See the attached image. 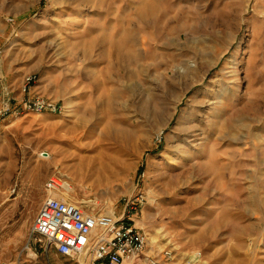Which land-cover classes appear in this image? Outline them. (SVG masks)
Returning a JSON list of instances; mask_svg holds the SVG:
<instances>
[{
  "label": "rangeland",
  "instance_id": "1",
  "mask_svg": "<svg viewBox=\"0 0 264 264\" xmlns=\"http://www.w3.org/2000/svg\"><path fill=\"white\" fill-rule=\"evenodd\" d=\"M196 52L215 64L167 122ZM232 66L221 105L206 102ZM5 96L62 111L0 119V215L9 180L33 220L50 193L116 215L140 193L147 246L133 264H264V0H0ZM31 229L0 225V264L84 262Z\"/></svg>",
  "mask_w": 264,
  "mask_h": 264
},
{
  "label": "built area",
  "instance_id": "2",
  "mask_svg": "<svg viewBox=\"0 0 264 264\" xmlns=\"http://www.w3.org/2000/svg\"><path fill=\"white\" fill-rule=\"evenodd\" d=\"M33 78L29 77L27 81ZM5 96L0 104V119L24 113H60L62 106L36 98L22 107ZM50 178L45 188L56 191L62 184ZM60 182V181H59ZM61 183V182H60ZM144 196L140 193L125 200L120 215L103 213L84 204L50 195L44 199L33 221L31 234L37 242L53 247L69 258L85 255L80 264H122L142 253L147 246L143 230L136 225L135 215ZM2 264H22L4 262Z\"/></svg>",
  "mask_w": 264,
  "mask_h": 264
},
{
  "label": "bare ground",
  "instance_id": "3",
  "mask_svg": "<svg viewBox=\"0 0 264 264\" xmlns=\"http://www.w3.org/2000/svg\"><path fill=\"white\" fill-rule=\"evenodd\" d=\"M195 52V51H194ZM205 52V51H204ZM193 53V52H192ZM200 56H202L203 58V61H201L200 63H197V52H196V55L194 56L195 57V59H193L191 62L192 63H187V64H184L178 71H177V75L180 77V78H182V79H184V80H186V83L185 84H183L181 87H179L178 89H180V93L178 94V96H177V98H176V100L174 101V108H172V110H171V112L168 114V116H166V120H167V122L172 118V116L174 115V111L176 110V106L182 101V99H183V97L186 95V93H187V91L189 90V88L190 87H192L193 85H195V84H197L198 82H202L203 81V79L205 78V76H206V73L211 69V67H213L214 65L213 64H215V61L214 60H209L210 62H209V66H208V68L206 67V65L204 64L205 63V54H204V56H203V54H200ZM207 58H209V57H207ZM200 59V58H199ZM212 59V58H211ZM201 60V59H200ZM187 61H189V60H187ZM212 62V63H211ZM218 64V63H217ZM235 65H236V63H234ZM203 68H205V70L200 74L202 77L200 78V79H197V77H198V74H199V72L203 69ZM225 73H227L228 75L227 76H224L225 77V79L224 78H222L221 80H219L218 81V84H219V89H218V91H216L215 93H214V95H215V98H216V101H214V102H211L210 101V99H207L206 100V102H209V103H213V104H216V105H221V103L223 102V100H224V98L227 96V94H228V92L229 91H227V88L225 87L226 86V84L225 83H229V80L230 79H232L233 77H235L236 76V73H237V70H236V68H235V66H232V69L230 70V71H228V72H225ZM238 75V74H237ZM236 77H238V76H236ZM237 79V78H236ZM188 82V83H187ZM181 85V84H180ZM196 86V85H195ZM173 94V93H172ZM150 99V98H149ZM194 102H196L197 103V101H194ZM228 103V102H227ZM244 105V104H243ZM220 107V106H219ZM244 107V106H243ZM213 108V107H212ZM231 108V107H230ZM228 109V108H227ZM240 110H241V108H240ZM167 111V110H166ZM233 111V110H232ZM219 112V111H218ZM237 112V111H236ZM240 112V111H239ZM241 112H242V110H241ZM165 113V112H164ZM238 113V112H237ZM189 114V113H188ZM234 114V113H233ZM226 115V114H225ZM229 115H230V113H229ZM239 115V114H238ZM187 116V115H186ZM190 116V115H189ZM235 116V115H234ZM242 116V115H241ZM240 116V117H241ZM245 116V115H244ZM193 117V116H192ZM228 117V116H227ZM242 118V117H241ZM185 119V118H184ZM225 121H226V119H225ZM238 121V120H237ZM245 121V120H244ZM227 122V121H226ZM168 124V123H167ZM240 129L242 130V128H244V127H246V126H244V123H243V120L242 121H240ZM111 125V124H110ZM189 125V124H188ZM184 126V125H183ZM191 126H193V125H191ZM108 127V126H107ZM112 127V125L111 126H109V128H111ZM185 127H187V126H185ZM197 128V127H196ZM195 128V129H196ZM111 129H113V128H111ZM117 129V128H116ZM182 129V128H181ZM185 129V128H184ZM189 129H191V128H189ZM194 129V130H195ZM186 130V129H185ZM193 130V131H194ZM187 131V130H186ZM188 131H190V130H188ZM187 131V132H188ZM190 132H192V129H191V131ZM217 132V131H216ZM186 133V132H185ZM184 133V134H185ZM219 133V132H218ZM182 134V133H181ZM188 135H189V133H188ZM184 136V135H183ZM186 136V135H185ZM174 137V136H173ZM182 138V137H181ZM189 138H191V139H186V140H183V142L186 144V145H192L193 146V144H195V142L197 141V135L195 134H190L189 135ZM182 140V139H181ZM180 145V144H179ZM196 145V144H195ZM182 146V145H181ZM183 147V146H182ZM181 147V148H182ZM187 147V146H186ZM183 148H185V147H183ZM182 148V149H183ZM176 149V148H175ZM182 149H179V150H181V151H183L184 152V150H182ZM185 149H187V148H185ZM189 150V149H188ZM187 150V151H188ZM187 151H185L186 153H187ZM191 151H192V149H191ZM177 152V151H176ZM179 152V151H178ZM194 152V151H193ZM185 153V154H186ZM195 153V152H194ZM39 155H40V153H39ZM181 156V155H180ZM190 156V155H189ZM193 156V155H192ZM191 156V157H192ZM186 157H188V156H186ZM44 158L45 159H48V160H50L52 163L54 162V159H53V157H52V155L51 154H46L45 156H44ZM184 158V157H183ZM190 158V157H189ZM193 158V157H192ZM185 159V158H184ZM188 159V158H187ZM185 161V160H184ZM196 161V160H195ZM195 163H197V162H195ZM57 164V163H56ZM194 164V163H193ZM72 167H70L69 169H71ZM81 168V167H80ZM83 168H85V167H83ZM91 169V168H90ZM95 172V171H94ZM91 173H90V170H89V167H88V170H85V171H81V172H79V173H76V175H77V177H79L80 178V180H83V179H85V178H87L89 175H90ZM72 175V174H71ZM93 175V174H92ZM98 176V175H97ZM75 178H76V176H75ZM74 178V179H75ZM57 183L58 184H60V182L57 180ZM50 195H51V197H55V198H59V199H63V198H61L60 196H58V195H56V194H53V193H50ZM64 200V199H63ZM112 212H113V210H109L108 211V214H112ZM151 239L152 240H154V238L153 237H151ZM31 256L33 257V258H35L34 257V254L32 253L31 254ZM31 257V258H32ZM82 257H83V259H84V257H85V255H82ZM133 260L131 259V262H125L124 264H133V262H132Z\"/></svg>",
  "mask_w": 264,
  "mask_h": 264
},
{
  "label": "crops",
  "instance_id": "4",
  "mask_svg": "<svg viewBox=\"0 0 264 264\" xmlns=\"http://www.w3.org/2000/svg\"><path fill=\"white\" fill-rule=\"evenodd\" d=\"M23 188L21 189V192L18 194L16 193L15 190L19 189L17 180L15 182L9 180V182L4 185L5 190H3V192L7 194L9 202L7 208H5L0 215V225H4V227H31L34 221L33 217L29 216L28 213H25L19 207V204L26 201L27 196L30 195L28 191H22ZM21 194L23 197H19ZM33 200L34 202L36 201L35 192H33ZM41 204L42 203H40V206Z\"/></svg>",
  "mask_w": 264,
  "mask_h": 264
}]
</instances>
